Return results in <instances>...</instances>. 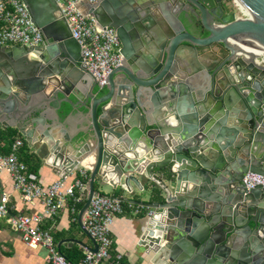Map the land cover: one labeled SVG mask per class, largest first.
Here are the masks:
<instances>
[{"label": "water", "instance_id": "obj_1", "mask_svg": "<svg viewBox=\"0 0 264 264\" xmlns=\"http://www.w3.org/2000/svg\"><path fill=\"white\" fill-rule=\"evenodd\" d=\"M22 1L43 44L0 47V126L65 164L60 179L80 164L90 167L78 215L93 244L87 251H98L83 227L92 199L122 184L131 195L132 183L145 193L146 177L164 201L150 205L157 210L142 238L155 260L264 264V184L248 190L244 183L248 173L264 180V66L258 64L264 0H98L87 6L122 42L124 60L105 87L85 70L56 0ZM234 1L251 20L237 19ZM138 41L151 43L141 48ZM180 75L191 84L183 85ZM57 127L66 153L43 143V137L52 143L49 131ZM68 243L83 246L68 239L59 250Z\"/></svg>", "mask_w": 264, "mask_h": 264}, {"label": "built area", "instance_id": "obj_2", "mask_svg": "<svg viewBox=\"0 0 264 264\" xmlns=\"http://www.w3.org/2000/svg\"><path fill=\"white\" fill-rule=\"evenodd\" d=\"M98 0H56L60 8V18L65 21L72 38L80 46L82 64L87 73L99 86L105 87L109 75L123 61L122 42L112 27L103 28L92 14L85 11ZM238 10L237 19L251 20L238 2H233ZM43 44L40 31L35 27L30 13L22 0H0V47L20 46L39 48ZM264 66V56L258 61ZM25 144L16 139L12 152L0 156V174L9 172L13 180L14 193H17L27 206L40 202L42 213L18 212L12 214L10 202L12 195L3 192L0 195V216L8 219L14 231L21 235L25 245L33 249H42L48 253V264H72L59 250L56 239L43 225L46 219L57 217L69 207L75 221L79 206L86 200L88 169H79V176L73 184L66 178L58 179L47 188L43 187L29 171L26 164L19 160L17 151ZM248 190L264 184L262 175L248 173L244 178ZM125 203L115 196L99 194L92 199L84 216L83 227L90 238L94 239L98 251H86L77 264H108L113 248L112 228L117 216L125 212ZM142 206L137 205L136 212Z\"/></svg>", "mask_w": 264, "mask_h": 264}, {"label": "crops", "instance_id": "obj_3", "mask_svg": "<svg viewBox=\"0 0 264 264\" xmlns=\"http://www.w3.org/2000/svg\"><path fill=\"white\" fill-rule=\"evenodd\" d=\"M153 13L156 18H160L158 14L159 11L154 10ZM8 48L23 47L10 46ZM198 58L200 59L201 57L198 56ZM188 60L189 59L186 61ZM180 81L183 85L185 83L188 85L191 84L190 80H188L186 76L183 77L180 75ZM180 103L182 102H179L178 104ZM182 104H180L179 107L183 106ZM3 122L6 124V127L12 125L10 121ZM48 124V121H45L44 126L47 127ZM65 124L69 130L74 128V124L72 122H67ZM60 128L57 127L56 129L49 131L52 143H49V138L43 137V143L45 142L46 144H49L53 153H59L62 150L64 153L67 152V149L62 147L63 137L60 134L62 131ZM12 138L15 140H24V146L17 151L18 158L26 164L28 171L37 178V181L43 187L47 188L60 178L61 172L64 170L62 166L65 164H56L57 162H55L53 158L49 157V155L47 156L45 150L39 149L37 146L31 148L24 137L15 129L10 128L4 131L0 126V156H4V153L9 148V144L13 142ZM10 150L11 153L12 146ZM58 167H60V170H58ZM81 168H86L90 171V167L86 164H80L78 168L66 177L65 180L68 184L74 183L76 178L79 176L78 170ZM89 171L88 179L90 177ZM141 184L146 187V192L142 194L138 192L135 187L136 185L133 183L131 185V188L135 193L133 195L127 191L124 184L116 190H109V195L111 196H115L120 199H132L133 201L144 204H140L139 206H142L143 209L140 212H136L137 204L125 203V212L116 217L112 228L113 248L111 251V259L108 264L162 263L160 260L157 261L154 259L148 248L142 246V238L145 228L144 226L146 225L149 216L153 213L152 211L157 210L150 208V205L159 208V205L164 202L163 197L158 193L156 184L146 177L141 178ZM3 192H7L12 195V200L10 202V211L12 214L20 211L29 214L42 213L44 210V207L40 202L35 203L33 206H27L22 201L20 196L17 193H14L13 180L9 172L6 170H3L0 174V195ZM68 209L69 207H67L66 210H63L55 218L46 219L43 227L54 235L57 246H59L62 241L68 239L81 242L83 246L75 243H68L67 245L63 244L61 246V250L65 252L66 250H70L76 246L78 250L81 251L83 257L87 248H93V244L82 234L78 224L76 225V221ZM80 210L81 209H79V212ZM77 215H79V213ZM0 264H48V253L45 250L33 249L25 245L21 239V235L13 230L8 219L0 216Z\"/></svg>", "mask_w": 264, "mask_h": 264}, {"label": "trees", "instance_id": "obj_4", "mask_svg": "<svg viewBox=\"0 0 264 264\" xmlns=\"http://www.w3.org/2000/svg\"><path fill=\"white\" fill-rule=\"evenodd\" d=\"M12 140H13V142H14L15 139L12 138ZM13 142L9 144V146H8L9 148H8L7 151L4 153V155H7V154L10 153V151H11L10 148H11ZM0 146H1V144H0ZM83 205H84V203L81 204V205L79 206V209H81ZM76 218H78V215L76 216ZM77 224H78V221H76V225H77ZM62 253H63L64 256L68 259V261H69L70 263H72V264H77V263L82 259L81 251L78 250V248H77L76 246L73 247V248L70 249V250H66L65 252L62 251Z\"/></svg>", "mask_w": 264, "mask_h": 264}, {"label": "flooded vegetation", "instance_id": "obj_5", "mask_svg": "<svg viewBox=\"0 0 264 264\" xmlns=\"http://www.w3.org/2000/svg\"><path fill=\"white\" fill-rule=\"evenodd\" d=\"M140 17L141 18H144V13H141V15H140ZM139 21H141V20H139ZM142 22V21H141ZM140 44H141V48H145L148 44H150L151 43V41H138ZM143 52V50L142 49H139V50H136V52H135V57L136 56H140V54ZM124 56V55H123ZM132 56V55H131ZM123 60H124V58H123ZM180 64H182V63H180ZM173 79V78H172ZM188 80H190V78H187Z\"/></svg>", "mask_w": 264, "mask_h": 264}, {"label": "bare ground", "instance_id": "obj_6", "mask_svg": "<svg viewBox=\"0 0 264 264\" xmlns=\"http://www.w3.org/2000/svg\"><path fill=\"white\" fill-rule=\"evenodd\" d=\"M243 11H244L245 13H247L245 9H243ZM243 49L245 50V52L254 53V54L257 55V56H261V55H262V52H259V51H252V50H250V49H246V48H243ZM263 53H264V49H263Z\"/></svg>", "mask_w": 264, "mask_h": 264}, {"label": "rangeland", "instance_id": "obj_7", "mask_svg": "<svg viewBox=\"0 0 264 264\" xmlns=\"http://www.w3.org/2000/svg\"><path fill=\"white\" fill-rule=\"evenodd\" d=\"M234 8H235V6H234ZM235 12H236V14L238 13V10L235 8ZM103 194H109L110 193V191L108 190V189H101L100 190ZM45 253V252H44Z\"/></svg>", "mask_w": 264, "mask_h": 264}]
</instances>
